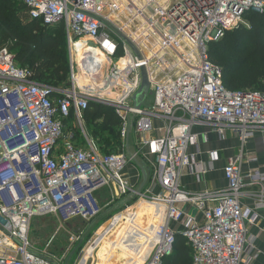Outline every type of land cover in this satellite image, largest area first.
<instances>
[{
	"label": "built area",
	"instance_id": "built-area-1",
	"mask_svg": "<svg viewBox=\"0 0 264 264\" xmlns=\"http://www.w3.org/2000/svg\"><path fill=\"white\" fill-rule=\"evenodd\" d=\"M23 3L30 19L64 28L70 76L61 87L40 83L32 69L15 62L8 47H0V246L11 252L0 254V264H54L53 258L30 250L34 217L54 215L61 225H88L125 196L137 202L110 215L90 238L88 228L73 231L70 242L81 249L80 263L103 226L145 202L152 210L148 217L138 214L145 232L142 246L149 250L141 264H164L178 234L192 248V264H254L256 238L250 228L264 209V172L246 166L259 161L248 144L264 131V88H226L221 67L210 60L209 44L248 26L246 12L264 15V0ZM79 44L95 47L104 60L87 54L77 60L73 46ZM143 67L148 95L153 94L145 109L134 105ZM79 73L89 79L87 86L77 84ZM91 102L115 109L123 142L135 129L151 174L144 188L126 177L132 160L126 152L105 154L84 129L83 144L74 139L73 129L66 130L73 117V127L77 122L83 128ZM211 132L239 142L237 155L224 166L227 186L189 191L181 182L184 169L195 164L189 149L201 137L209 140ZM137 154H132L135 160ZM218 157L217 150L210 151L209 163H197V175L211 171ZM252 186L260 190L249 205L245 197Z\"/></svg>",
	"mask_w": 264,
	"mask_h": 264
},
{
	"label": "trees",
	"instance_id": "trees-1",
	"mask_svg": "<svg viewBox=\"0 0 264 264\" xmlns=\"http://www.w3.org/2000/svg\"><path fill=\"white\" fill-rule=\"evenodd\" d=\"M21 5L27 9L23 0H0V47H8L18 65L32 69L38 82L65 85L70 62L64 28L59 26L52 31L39 20L23 21ZM244 18L248 26L227 31L220 40L209 44L210 60L221 67L224 86L233 91L264 88V15L248 11ZM81 47L94 54L91 46ZM84 123L92 127L91 137L101 152H120L121 119L111 106L91 102L84 111ZM192 258L191 246L178 234L174 250L164 264H192Z\"/></svg>",
	"mask_w": 264,
	"mask_h": 264
},
{
	"label": "crops",
	"instance_id": "crops-1",
	"mask_svg": "<svg viewBox=\"0 0 264 264\" xmlns=\"http://www.w3.org/2000/svg\"><path fill=\"white\" fill-rule=\"evenodd\" d=\"M72 121V122H71ZM73 123L74 121L72 119H70L67 123V129L66 130H70L73 129L74 133H75V129L73 127ZM159 123V122H158ZM74 139L80 143L83 144L82 141V137H81V133L78 135V133H76L74 135ZM220 137L217 136V134L211 132L209 135V140H205L203 137H201L199 139V143L197 145H192L189 149L190 153H192L194 155V160H195V164H193L192 166H190L189 168L184 169L182 177H181V182L182 185L189 191L192 192H199V191H203V190H209V189H218V188H224L227 186V179L224 176V166L227 163V160L229 157H233L235 155H237L238 151H239V142L238 139L236 137H229L227 139H221ZM220 140V141H219ZM232 141V145H226L227 143L230 144V142ZM226 142V144H225ZM213 150H217L219 153V157L218 159L215 160L214 164H213V169L211 171H209L207 174H203L198 176L196 173L197 170V163L198 162H203V163H209L210 160V151ZM248 150L249 153L252 155H256L259 158V161L257 163H252L251 165H247L246 169L248 167H252V168H257L259 169L261 172H264V131L258 132L255 136V138L248 144ZM137 158L144 152L143 151H135L132 154L137 153ZM141 153V154H140ZM142 154V155H143ZM143 157H146L145 155H143ZM145 159L140 160L143 161ZM137 165L138 162L136 161ZM139 167V165H138ZM130 169L132 171L133 167L128 168L127 167L125 169V175L128 179L131 180V182H133L137 176V168L134 169V173L131 174ZM140 169V167H139ZM136 173V174H135ZM135 177V178H134ZM260 190L259 186H252L250 188H247V191L250 193V196H246L245 197V202L249 205H252L255 202V194ZM102 194H104L103 192H101V197ZM259 220L257 221V223H255V225L251 226L250 230L251 233L255 236L256 238V250H255V261L254 264H264V209L260 210L259 212ZM38 217V216H36ZM43 217H47L49 220L47 222H51V223H58L59 220L57 219L56 216L54 215H48V216H43ZM33 220V219H32ZM60 223V222H59ZM175 226V225H174ZM31 227H32V221L30 224V228L28 231V241H29V235L31 232ZM35 241H37L38 236L35 234ZM37 243V242H35ZM30 250L36 248L37 250H40V255L45 256L47 258H51L50 255L45 251L44 248L38 246V245H34V243H30ZM2 247V245L0 246ZM76 247H70L68 250L70 252L69 255H67V257H65V259H55L53 257V260L55 261L54 264H75L74 260H72V256L74 258L75 256V252L74 249ZM67 250V251H68ZM34 251V250H32ZM35 252V251H34ZM5 253H11L10 251H8V249L6 248H0V254H5ZM92 257H89V259ZM89 262V260H88ZM88 262H86V264H88ZM91 264H94V260L93 263L91 262Z\"/></svg>",
	"mask_w": 264,
	"mask_h": 264
},
{
	"label": "rangeland",
	"instance_id": "rangeland-1",
	"mask_svg": "<svg viewBox=\"0 0 264 264\" xmlns=\"http://www.w3.org/2000/svg\"><path fill=\"white\" fill-rule=\"evenodd\" d=\"M21 7H22L21 14H22L23 21H28V19H29V15L27 17L28 11L22 5H21ZM58 27L59 26L51 27L52 28L51 30L55 31V29H57ZM85 46H87V45H85ZM89 46H91V45H89ZM91 47L94 49V52H95V47H93V46H91ZM68 52H69V49H68ZM93 55H95V58L99 57V56H96L97 55L96 52ZM98 59H100V58H98ZM69 61H70V59H69ZM108 96H110V95H108ZM152 102H153V94L150 93L148 95L146 101L142 105V108L145 109V108L149 107L152 104ZM73 118H72V120L74 121L75 118L74 119ZM75 125H76L75 134L78 133V135H79L81 133L82 129H84V131L88 134V136L90 138H92L91 137V135H92V127L90 125L86 126V123H84V122H83V128L77 122H76ZM155 126L159 127L160 124L155 122ZM105 135H107V134H105ZM81 137H82V141H84V137L82 136V134H81ZM139 141H140V139L138 138V135L135 133V129L132 128L131 138L128 141V143L126 141L125 142L122 141V144L119 147V151L120 152H126V154L129 157V159H132L130 161V163L127 165V170H128V168L133 167L132 171L130 169L131 174H133L134 173V169L137 168V176H136V178L134 177L135 180L132 182V183L136 184L137 188H141V186H142L143 175L140 173V169H139L136 161H140L142 159H146V157H143V155H144L143 153H142L143 155L140 153L141 155L138 158L136 157V160L134 159V157H132V153L133 152L142 151L143 150L142 148L139 149L141 147ZM225 144H226V142H225ZM226 145L227 146L228 145L229 146L232 145V141L230 142V144L227 143ZM148 177H149V180H150L151 179V174L148 175ZM106 197L107 196H105V194H104L103 197H101L103 202L105 201ZM106 200H107V198H106ZM136 202H137V199H134L133 197L125 196L122 200H118L114 204V207L111 208L107 213L103 214L101 217L96 219L94 222L89 223L88 225H86L85 223H83L81 221H73L71 223L61 225V223H59V222L58 223L47 222L49 220L47 217H43V216L42 217L41 216L34 217L33 220H32V227H31L32 230H31L30 235H29V242L31 244L34 243V245H38V246L44 248L45 251L50 255L51 258L54 257L55 259L56 258L57 259H65V257H67V255H69L70 252H71V250L69 251L68 249L70 247H73L72 243L70 242V237H71V234L73 233V231H75L77 229L79 230V229L88 228L89 229V233H88V237L87 238H90L92 235H94V233L98 229V227L102 226L103 224H106V222L109 219V217H111L110 215H112L113 213H117V212L120 213L125 208V204L126 203H130L131 206H133ZM130 204H128V205H130ZM138 209H139V206L136 207L135 209H133V212L136 213ZM148 221H149L148 219L141 220V222H143V224L145 226L147 225ZM113 225H117V223L113 222V224L110 225L107 229L102 227V229L99 230L100 231L99 234L103 235ZM176 229H177V227H176ZM35 234L38 236L37 241H35V238H34ZM35 242H37V243H35ZM96 244H98V250H100V251L103 250L104 244L100 241L99 238H97V240L90 247L87 248V252H89L90 254H94L93 250H94ZM76 246L77 245L74 244V247H76ZM83 246H85V244H83ZM92 246H94V248ZM0 248H3V247H0ZM32 250H34L35 252L40 253V250H37L36 248H34ZM74 251H76V252H75L74 258L72 256V260L75 261L74 262L75 264H80V260L82 258L81 249L77 250V248H75ZM96 260H99V259L96 258ZM116 260L117 259H115L114 261H116ZM91 262L93 263V260H90L88 264H91ZM114 264H120V262H115Z\"/></svg>",
	"mask_w": 264,
	"mask_h": 264
},
{
	"label": "bare ground",
	"instance_id": "bare-ground-1",
	"mask_svg": "<svg viewBox=\"0 0 264 264\" xmlns=\"http://www.w3.org/2000/svg\"><path fill=\"white\" fill-rule=\"evenodd\" d=\"M73 52L77 55V60H81V58L87 54V57L93 58L91 53L85 51L80 44L76 47L73 46ZM96 53H100L95 48ZM94 52V53H95ZM102 57V56H100ZM98 60V58H96ZM104 60V57L100 58ZM77 83L82 86L85 83L89 84V79H83L82 75L79 73L77 75ZM138 212H131L132 209L125 211L123 214L117 215L118 217L114 218L106 227L107 229L113 222H116L117 225H113L109 228L103 235L101 234L98 238L104 244L103 250H98V244H96L94 248V254H90L86 252L80 264H86L88 262L89 257H92L94 260V264H114L115 262H120V264H141L146 260V256L149 254V250L146 245L143 244L142 241L145 235L143 231L142 224L140 223L138 214H141V218L147 214L149 216L150 211L152 210L150 205L143 202L138 205ZM123 217V219H122ZM116 219V220H115ZM115 220V221H114ZM141 226V227H140ZM139 231L141 234L140 240H137V234L135 231ZM100 231L98 232V234ZM140 250V256L136 254V252ZM98 258L99 260H96ZM117 259L116 261H114Z\"/></svg>",
	"mask_w": 264,
	"mask_h": 264
},
{
	"label": "water",
	"instance_id": "water-1",
	"mask_svg": "<svg viewBox=\"0 0 264 264\" xmlns=\"http://www.w3.org/2000/svg\"><path fill=\"white\" fill-rule=\"evenodd\" d=\"M132 45V43H130ZM142 75H143V83L142 86L139 90V92L135 95L134 97V105L136 108H140L144 102L147 99L149 90H150V83L148 80V75H147V71L146 68H142ZM138 165L140 167L141 173L143 175V183L141 188H144V186L146 185L147 181H148V167H146L145 162L144 161H137Z\"/></svg>",
	"mask_w": 264,
	"mask_h": 264
}]
</instances>
